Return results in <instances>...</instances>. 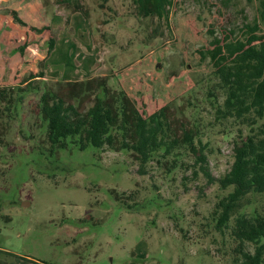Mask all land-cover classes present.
Instances as JSON below:
<instances>
[{"label":"rangeland","instance_id":"rangeland-1","mask_svg":"<svg viewBox=\"0 0 264 264\" xmlns=\"http://www.w3.org/2000/svg\"><path fill=\"white\" fill-rule=\"evenodd\" d=\"M69 2L0 0L2 44L29 37L28 29L45 32L43 50L26 52L25 60L1 54L0 89L23 87L31 71L44 70L45 85L55 89L58 82L106 77L144 116L166 105L176 112L190 102L196 109L185 113L200 128L196 141L206 145L205 167L222 178L233 162L239 127L214 122L204 101L212 71L205 50L231 31L241 38L248 23L257 22V34L264 35L258 1L172 0L167 21L137 17L131 0ZM15 74L21 80L8 85ZM40 95L27 96L15 117L5 113L8 101L0 103V264H243L231 235L236 215L221 231L212 216L232 186L223 190L200 172L193 176L198 167H181L193 163L191 155L180 157L170 172L169 164L150 163L149 174L140 176L125 151L41 149L47 145ZM92 101L83 98L79 110ZM257 125L264 127V117ZM240 130L249 133L248 127ZM255 211L264 214V193L244 196L239 213ZM244 247L253 252L252 244Z\"/></svg>","mask_w":264,"mask_h":264},{"label":"trees","instance_id":"trees-1","mask_svg":"<svg viewBox=\"0 0 264 264\" xmlns=\"http://www.w3.org/2000/svg\"><path fill=\"white\" fill-rule=\"evenodd\" d=\"M61 1L70 4L69 0ZM257 1V14L262 21L264 0ZM131 3L137 17L167 21L172 0H131ZM14 20L26 25L16 15ZM244 27L241 38H232L230 35L237 33L231 31L221 40L215 37L211 41L212 48L205 50L212 71L205 81L204 101L214 110V122L221 125L229 121L239 127V134L232 142L233 162L219 180L214 179L205 167L206 145L196 141L200 128L190 123L197 120L191 121L185 113L186 108L196 109V105L190 102L187 106L178 107L176 112L179 116L167 105L144 116L123 89L108 85L106 77L58 82L55 89L45 85L43 73L39 71L30 74L23 87L1 88L0 103L8 101L5 113L11 112L15 117L27 96L41 92L38 118L40 127L45 130L47 146L40 144L38 147L48 152L56 153L69 146L79 151L88 147L125 151L138 163L136 172L140 176L149 174L150 163L157 166L169 164L167 170L170 172L176 168L180 157L191 155L193 163H181V167H198V171L192 172L193 176L200 172L209 184L217 182L223 190L233 187L213 210L216 230L221 231L236 215L231 229V235L237 242L235 251L243 264H264V214L256 211L251 215L239 213L244 196L264 193V127L257 125L258 120L264 117V35L257 34V22ZM33 29L40 33L47 30ZM53 47L54 42L50 38L47 52ZM32 81H40V84ZM85 97H93L92 105L80 111L79 103ZM193 113L196 115L197 111ZM244 126L249 128L245 136L240 130ZM245 243L254 246L252 253L245 250Z\"/></svg>","mask_w":264,"mask_h":264},{"label":"crops","instance_id":"crops-1","mask_svg":"<svg viewBox=\"0 0 264 264\" xmlns=\"http://www.w3.org/2000/svg\"><path fill=\"white\" fill-rule=\"evenodd\" d=\"M41 8H42V6L36 12L40 13V11H42ZM27 28H26V30H27ZM28 31H29V37L21 36L20 40L13 38L12 40H10L8 42V46L6 45V42H5V44H2V42L0 41V56H1V54L5 53V55H7L10 58V60H13L14 57H17V56H19L20 60H25L24 54L26 52H30V51L36 52L37 50H43L41 47H43V44L45 42V40H44L45 32L43 31L42 34H36L29 29H28ZM41 37H42V41H39L37 44L35 40H39ZM11 58H13V59H11ZM41 72L44 73V70H41ZM36 73H38V72L35 70L30 72V74H36ZM43 76H44L43 80L44 81L47 80L44 74H43ZM18 80H21V79L19 76H16V74H15L11 78L12 82L9 83L8 85H11L14 83V81H18ZM0 86H3V85H0ZM4 86H7V85H4Z\"/></svg>","mask_w":264,"mask_h":264},{"label":"water","instance_id":"water-1","mask_svg":"<svg viewBox=\"0 0 264 264\" xmlns=\"http://www.w3.org/2000/svg\"><path fill=\"white\" fill-rule=\"evenodd\" d=\"M29 204L27 203V202H24L23 204H22V206L23 207H27Z\"/></svg>","mask_w":264,"mask_h":264}]
</instances>
